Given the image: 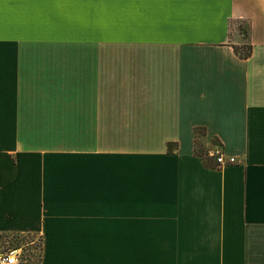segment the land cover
<instances>
[{"label":"crops","instance_id":"1","mask_svg":"<svg viewBox=\"0 0 264 264\" xmlns=\"http://www.w3.org/2000/svg\"><path fill=\"white\" fill-rule=\"evenodd\" d=\"M46 45L74 146L22 135ZM26 234L40 264H264V0H3L0 247Z\"/></svg>","mask_w":264,"mask_h":264},{"label":"rangeland","instance_id":"2","mask_svg":"<svg viewBox=\"0 0 264 264\" xmlns=\"http://www.w3.org/2000/svg\"><path fill=\"white\" fill-rule=\"evenodd\" d=\"M240 23L243 29L248 28L246 22ZM236 38L240 40L238 46L241 48L247 49L250 45L247 39H243V36ZM61 54L62 49L57 47L47 45L39 47L38 82L33 84V95L36 100H33L32 114L24 117L22 135L26 140L32 141L33 144H38L40 147L62 148L64 143H67L66 146H74L78 139V133L72 130L73 124L78 120L79 101L78 94L75 92L78 90V85L68 83V87H66L67 85L64 84V67L62 58L59 56ZM74 86L75 91H73ZM110 93L111 85L103 84L104 143L112 138L109 129ZM35 104H37L36 107ZM65 124L67 132H64ZM35 236L33 234H26L25 237L13 235L12 238H8L9 242H6L4 246L24 247L25 259H27L25 264H40L42 239H34ZM4 241L7 240L4 239Z\"/></svg>","mask_w":264,"mask_h":264},{"label":"built area","instance_id":"3","mask_svg":"<svg viewBox=\"0 0 264 264\" xmlns=\"http://www.w3.org/2000/svg\"><path fill=\"white\" fill-rule=\"evenodd\" d=\"M212 154L216 157V161L221 166L236 162V157L226 154L222 148H216ZM26 261L24 247H13L8 245H2V247H0V264H25Z\"/></svg>","mask_w":264,"mask_h":264},{"label":"trees","instance_id":"4","mask_svg":"<svg viewBox=\"0 0 264 264\" xmlns=\"http://www.w3.org/2000/svg\"><path fill=\"white\" fill-rule=\"evenodd\" d=\"M247 32H248V29H246V33ZM234 47H235L236 52L238 54H240L242 57L247 58V57H249L252 54V45L251 44L247 47V49H245L244 47H243L244 48L243 49V48H241L238 45H234Z\"/></svg>","mask_w":264,"mask_h":264},{"label":"snow or ice","instance_id":"5","mask_svg":"<svg viewBox=\"0 0 264 264\" xmlns=\"http://www.w3.org/2000/svg\"><path fill=\"white\" fill-rule=\"evenodd\" d=\"M3 2V0H0V3H2Z\"/></svg>","mask_w":264,"mask_h":264}]
</instances>
